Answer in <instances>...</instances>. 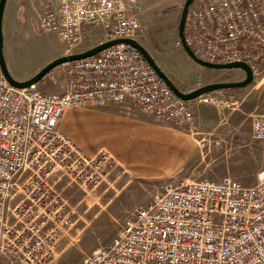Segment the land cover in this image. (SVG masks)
Segmentation results:
<instances>
[{
	"label": "built area",
	"instance_id": "obj_1",
	"mask_svg": "<svg viewBox=\"0 0 264 264\" xmlns=\"http://www.w3.org/2000/svg\"><path fill=\"white\" fill-rule=\"evenodd\" d=\"M140 10L138 0H57L44 8L40 24L72 54L83 51L96 30L99 43L135 39ZM184 37L197 58L244 62L256 76L264 0H192ZM67 66L60 92L38 84L16 88L0 73V258L9 264H48L73 226L75 211L55 181L65 175L94 188L115 167L108 151L88 156L60 131L68 108L128 104L158 123L193 132L195 107L224 103L222 90L190 101L175 97L144 57L123 43ZM250 130L264 140V113L252 117ZM84 264H264V170L248 185L230 177L165 182Z\"/></svg>",
	"mask_w": 264,
	"mask_h": 264
},
{
	"label": "rangeland",
	"instance_id": "obj_2",
	"mask_svg": "<svg viewBox=\"0 0 264 264\" xmlns=\"http://www.w3.org/2000/svg\"><path fill=\"white\" fill-rule=\"evenodd\" d=\"M46 1H14L18 9L11 21L15 34L12 45L2 34L8 71L14 68L21 73L32 72L37 66H44L57 58V52L66 48L56 34L41 27L39 13L41 18L45 8L41 4ZM138 1L141 5L140 26L135 39L150 55L154 54L156 64L179 89L188 92L193 89L189 87L204 85L212 79L235 82L244 78L241 70L208 68L185 57L182 47L177 45V23L185 0ZM10 2L7 1L6 10ZM6 19L3 17V29ZM100 40V31L96 30L80 48L89 49ZM257 50H261L256 53L255 60L259 73L245 86L223 89L224 103L220 106L195 107L193 132L174 129L150 117L147 125L168 128L182 141L178 147L167 145L165 150L148 149L136 154L123 152L126 155L119 158L110 146H103L102 150L114 158L115 167L96 187L84 186L65 175L55 181V189L75 212L73 226L64 233L55 257L48 264H84L91 252L106 246L117 236L135 209L145 205L152 192L165 182L230 177L248 185L255 180L257 173L264 170V140L252 138L250 130L252 117L264 113V47ZM67 81L68 66L65 63L43 77L39 81L43 87L39 88L46 92H60L65 89ZM111 106L113 104L74 107L119 111ZM93 119L81 120L77 131L73 132V137L88 147L105 141V132L100 131L102 127L98 128ZM122 131L118 137H127L126 130ZM117 148V154H122ZM55 179L57 177L52 178ZM0 264L9 263L0 258Z\"/></svg>",
	"mask_w": 264,
	"mask_h": 264
},
{
	"label": "crops",
	"instance_id": "obj_3",
	"mask_svg": "<svg viewBox=\"0 0 264 264\" xmlns=\"http://www.w3.org/2000/svg\"><path fill=\"white\" fill-rule=\"evenodd\" d=\"M7 1L8 0H6L5 2L3 16H2V21H3V17L5 18L7 17L6 26L4 29L2 28V32H3L2 34L4 35L5 40H7L8 43L9 44L11 43L12 45L13 41L11 40L15 34H14V27L13 25H11V21L16 16L17 14L16 10L18 8L16 2H14L15 0H11L9 8L8 10H6ZM56 2L57 0H47L46 2L42 3L41 6L43 8L47 6H55ZM39 19H40V13H39ZM182 51L185 57L191 59L184 52L183 49ZM65 53H66V48H63L62 50L57 52V55L62 56ZM151 55L154 58V54L151 53ZM42 67L43 66L41 67L37 66L36 68H34V70H32V72L29 73H21L15 70L14 68H9V73L15 80L23 81L30 78ZM213 82L216 81L212 79L205 84L213 83ZM199 86L202 85L199 84L193 85L189 88L194 89ZM38 87L42 88L43 86L41 84H38ZM111 107H113L114 110L119 109V111L118 112L116 111L112 112L111 110L106 111V109H102V108L85 110L83 108L70 107L65 111L64 115L62 116L59 124V129L62 133L70 137L72 141L76 143V145H78L82 149V151L88 156L95 155L97 152L102 150L103 146L104 147L110 146V150L114 151L113 152L114 155H117L120 158L126 155L123 152H129V153L135 152L134 154H136L137 152H141L143 150H148V149L165 150L168 146L178 147L179 144H181L180 142L182 141L178 140L175 136H173V134H171L170 131H168L169 130L168 128L164 127L165 129H160L158 125H153V124L148 126L147 124L148 121H150L151 116L141 112L137 108L132 107L128 104H113V106ZM89 118H94L93 120L97 121L98 128L102 127L100 131L102 130L103 132H105L104 143L100 145H94L88 147L85 146L82 141L77 140L73 137V132L77 131V124L84 119L89 121ZM124 129L126 130L127 137H118L119 132L122 133L123 132L122 130ZM116 147H118L117 148L118 153L122 152V154H117V152L115 151Z\"/></svg>",
	"mask_w": 264,
	"mask_h": 264
},
{
	"label": "water",
	"instance_id": "obj_4",
	"mask_svg": "<svg viewBox=\"0 0 264 264\" xmlns=\"http://www.w3.org/2000/svg\"><path fill=\"white\" fill-rule=\"evenodd\" d=\"M192 0H185L183 3V6L181 8L180 16L177 23V37L180 41L181 47L184 50V52L191 58L194 62L201 66H205L208 68L213 69H221V70H231V69H238L241 70L244 73V78L239 81L231 82V81H219V82H213L208 83L202 86H199L197 88H194L188 92L178 89L174 83L170 80V78L164 73V71L156 64L153 57L150 55V53L136 40L133 38H118L114 40H109L105 42H101L89 49L83 50L81 52L72 53V54H65L62 56H59L49 63H47L45 66H43L40 70H38L34 75H32L30 78L18 81L15 80L9 73L3 56V36H2V16H3V10L5 6L6 0H0V73L5 77V79L8 81V83L16 88H27L31 85L38 84L39 81L48 75L55 67L70 63L75 60L92 57L98 54L103 49L110 47L114 44H127L131 46L132 48L136 49L146 60V62L149 64V66L153 69V71L162 79V81L167 85V87L170 89L172 94L183 100V101H190L192 99H195L198 96L204 95L206 93L217 91V90H223V89H233V88H239L242 86L247 85L252 79H253V73L251 68L247 63L244 62H231V63H211L204 60H201L197 58L190 47L187 45L184 37V21L186 12L188 9V6L190 5Z\"/></svg>",
	"mask_w": 264,
	"mask_h": 264
},
{
	"label": "trees",
	"instance_id": "obj_5",
	"mask_svg": "<svg viewBox=\"0 0 264 264\" xmlns=\"http://www.w3.org/2000/svg\"><path fill=\"white\" fill-rule=\"evenodd\" d=\"M258 51H261V50H256V52L255 53H258ZM39 84V83H38Z\"/></svg>",
	"mask_w": 264,
	"mask_h": 264
}]
</instances>
